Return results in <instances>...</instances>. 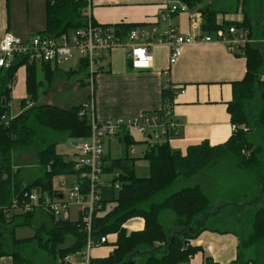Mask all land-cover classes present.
<instances>
[{"label": "trees", "instance_id": "16d2710c", "mask_svg": "<svg viewBox=\"0 0 264 264\" xmlns=\"http://www.w3.org/2000/svg\"><path fill=\"white\" fill-rule=\"evenodd\" d=\"M180 1L201 13L204 35L237 27L246 30L250 40L263 43L259 46L248 43L241 48L247 72L241 81L233 84V99L228 103V113L236 130L222 144L212 145L209 141H202L189 146L185 152L173 150L169 143L150 146L145 156L150 169L147 178L136 176L135 158L123 156L111 159L105 156L103 176L115 172L117 175L113 181L99 188L100 201L92 217L91 238L99 244L102 238L116 235V241L102 246L113 247L109 257L91 259L90 264H189L192 257L202 251L201 247L191 245L190 240L196 239L203 231H229H220L201 223V219L209 221L207 216L212 215L211 199L197 180L181 183V179H200L208 169L228 157L233 168L246 173L247 178L253 180V185L261 189L251 199L249 194L254 196V193L248 186L247 191L236 195L233 201L235 213L243 216L251 214L247 235L235 232L240 251L234 264H264V0H238L242 21L223 22L219 17L223 14L227 16V12L217 9L209 3L210 0ZM87 6L88 0H46L47 27L37 35L60 37L86 27ZM93 23L97 24L94 20ZM102 26L122 37L142 28L128 24ZM23 66L26 67L27 98L21 102V113L5 121L3 117L11 114L16 73ZM46 66L50 64L41 67L44 81L38 77V64L23 58L17 59L12 68L0 70V261L10 257L14 264H36L37 252H44L54 260L60 259L61 264H67L66 259L74 254L82 255L88 243L81 216L76 222H71L45 213L49 222L38 225L34 221L36 211L26 213L16 208L24 209L27 204L25 194L33 189L52 194L56 190L54 179L58 177L78 176L82 185L81 194L88 196L89 181L80 178L75 162L67 161L58 153L57 144L50 143L49 136L50 133H57L73 140H84L91 133L90 118L88 115L81 116L86 111L85 104L71 109L38 105L44 83L48 85L54 75ZM69 74L83 75L85 79L81 80L89 82L87 61L81 59L77 70ZM177 88L169 85L163 89V106L173 110ZM38 138L42 142L37 150L41 175L25 186L14 157L33 147ZM119 142L127 150L129 146L139 144L130 135L120 137ZM175 185L176 190L171 191ZM255 206L260 207L253 210ZM165 213L174 215L171 226L162 220ZM133 218H142L144 228L128 233L124 226ZM25 226L34 229V236L18 239L16 229ZM68 238L73 239L69 246L66 244ZM205 264L217 263L207 257Z\"/></svg>", "mask_w": 264, "mask_h": 264}, {"label": "crops", "instance_id": "0c3cea01", "mask_svg": "<svg viewBox=\"0 0 264 264\" xmlns=\"http://www.w3.org/2000/svg\"><path fill=\"white\" fill-rule=\"evenodd\" d=\"M90 5L92 18L100 25L128 24L149 29L157 27L156 37L166 32L170 25L176 26L184 36H198L202 33L203 18L198 10L190 9L187 13L175 14L170 21L161 20L163 0H90ZM242 19L241 14L239 21ZM46 27V0H0V41L7 33L22 39L31 38L44 32ZM129 50L128 46L113 50L103 63L105 70L95 76L94 113L98 121L135 119L145 113L160 111L163 107V89L171 84L178 86L173 111L179 127L177 135L169 143L173 150L185 152L189 146L202 141L219 145L232 136L234 131L228 103L233 99V84L241 81L247 72L246 58L240 49L229 48L221 43L189 45L185 47L178 62L171 66L169 48L165 44L154 43L151 47L152 67L144 71L132 69L127 57ZM79 61L78 59L75 69L60 76H57L59 65L65 61L45 67L54 72L52 77L50 75L52 79L48 84L51 89L67 88L71 77L77 78L73 91L79 96L78 101L54 106L71 109L89 101L92 91L87 84L89 82L81 80L85 79L83 75L69 74L77 70ZM42 65L38 64L40 80L39 72L42 71L44 75ZM20 69L24 72L21 73ZM20 69L16 73L12 101L17 85L18 89L23 85V92L17 96H20L21 105L22 100L27 98V88L26 67ZM58 77L64 78L58 82ZM43 94L50 99L40 105H53L50 91H42L41 96ZM145 145L148 148V144ZM76 154L75 149V157ZM174 219L171 213L162 216V220L169 226ZM124 227L128 233L142 230L144 220L131 219ZM115 241L116 235L108 236L109 243ZM190 244L201 247L202 251L192 257L189 264H205L207 257H211L217 264H234L240 251V242L234 231H203L196 239L190 240ZM97 249L102 247L91 251L92 259H104L113 252L112 246L105 253ZM75 260L71 259L67 264H81L82 256ZM0 264H14V261L10 257H4Z\"/></svg>", "mask_w": 264, "mask_h": 264}, {"label": "built area", "instance_id": "2783aa9c", "mask_svg": "<svg viewBox=\"0 0 264 264\" xmlns=\"http://www.w3.org/2000/svg\"><path fill=\"white\" fill-rule=\"evenodd\" d=\"M164 12L161 20L170 21L175 14L187 13L190 8L180 0H163ZM87 26L72 31L60 37H47L35 35L22 39L10 33L5 34L0 41V70L12 68L17 59H25L29 63L53 64L68 61L77 55L79 60L88 63L89 86L91 94L85 104L86 111L81 116L88 115L91 124V133L87 139L78 140L75 146V170L80 172V178L89 181L88 196L81 194L82 185L78 181L73 185L68 197L63 192L65 182H60L61 189H56L52 194L33 189L26 192L27 204L24 209L16 207L21 212H34L41 210L52 214L56 219L70 220V208L78 205V217L81 216L88 234V243L82 254L81 264H90L93 248L102 247L108 242V237L102 238L99 244L91 238L92 217L100 201L99 188L103 183L104 158L106 156L105 144L109 139H117L133 132L144 135L149 141L148 148L157 144L170 143L177 135L179 124L174 116V111L169 106H163L158 112L145 113L135 119H116L98 121L95 116L94 79L103 72V63L115 49L128 46V61L132 69L149 70L153 63L151 47L154 43L165 44L169 48L170 65H175L182 57L186 46L194 44L221 43L229 48L240 49L254 41L249 39L248 32L237 27L218 31L213 35L198 36L181 35L176 26L170 25L168 30L159 34L158 28H139L130 32L127 37L115 34L112 30L100 24L94 25L90 0L85 10ZM169 86V85H168ZM166 86V87H168ZM171 86V84H170ZM10 117V116H9ZM3 117L8 121L13 117ZM233 131L236 130L232 126Z\"/></svg>", "mask_w": 264, "mask_h": 264}, {"label": "rangeland", "instance_id": "374dc122", "mask_svg": "<svg viewBox=\"0 0 264 264\" xmlns=\"http://www.w3.org/2000/svg\"><path fill=\"white\" fill-rule=\"evenodd\" d=\"M238 0H210L209 3L213 4L217 7V9L224 10L227 12V16L223 14L222 17H219L220 22H223L227 19L229 20H235L239 21L241 19V9L239 8L237 4ZM207 4V3H206ZM230 9V10H226ZM237 9L239 10L238 14H234ZM243 18V16H242ZM253 45L259 46L263 45L262 42H252ZM78 56L73 55L72 60L62 62L59 65L58 75L67 73L70 69H75L78 63ZM20 72H24L23 69H20ZM39 76L41 80L44 81L45 77L42 73V71L39 72ZM64 77H58V82L60 80L62 81ZM66 79V77H65ZM77 80L76 77H71L70 82L67 86V88L57 90V89H51L47 84L43 87L42 91L47 93L50 91V97L52 99L53 105H69L72 103H75L78 101L79 96L76 94L75 91H73L74 83ZM20 87V83H19ZM23 85L18 89L14 94L13 101L11 102V114L10 117H16L21 112V105H20V93L23 92ZM23 95V94H21ZM44 95V96H43ZM40 98V101L38 102V105L43 104L45 100H49V96L43 94ZM29 107V106H28ZM133 136L135 137V141H137L139 144L135 146H129L128 150L127 147L119 142L117 139H109L106 141L105 144V151L106 156H110L111 159L116 158H122L123 156H129L130 158H135V173L138 178H147L150 175V169H149V162L145 159L146 154L148 153L149 148L145 145L146 138L144 135L138 134V132H133ZM50 143L57 144V151L58 153L62 154L67 161L75 162V146L77 145L78 140H73L69 138L67 135L63 134H57V133H50L49 136ZM87 139V138H86ZM34 146L29 148L23 153L15 154L14 157V163L15 165L19 166V172H20V179L24 182V185H30L33 183V181L41 175L40 167L37 165V153L38 148L41 146V140L38 138L34 142ZM76 165V163H75ZM219 167H211L207 170V173L201 177L200 179H184L182 178V182H191L189 180H197L198 184L203 185L205 188V192L210 197L213 210L212 215H208L207 218L209 221H203L201 219V223L206 225L207 227H212L215 229H218L220 231H234L237 233L245 232V235H247L248 229V223L251 219V214L249 215H239V213H235L234 211V203L236 199V195L240 194L242 195L247 191V187L250 186V192L252 191L253 194H249L251 199L256 197V195L259 194V187L256 185H253V180H249L247 178V174L239 171L236 168H233L231 166V161H229V157L220 161ZM218 168V169H217ZM232 170H235L236 173H232ZM117 172L109 175H104L102 180L103 183L111 182L116 177ZM233 174V175H232ZM65 182L66 187L63 188V192L68 197V194L70 190L73 189V185L78 181V176H67V177H58L54 179L53 185L54 189H61L60 182ZM233 187V188H232ZM176 185L172 187L171 191L176 190ZM232 188V189H230ZM254 189L256 191L254 192ZM251 192V193H252ZM239 195V196H240ZM235 196V197H234ZM240 200V199H239ZM260 206L253 207V210L258 208ZM79 206L76 204H73L70 208V221L76 222L78 219V210ZM218 208L219 211L217 210ZM36 223L42 224L44 222L48 223L49 218L45 217V212L41 210L36 211ZM47 214V213H46ZM218 214V215H215ZM218 218H220L218 220ZM134 219V218H133ZM240 220H244L241 222ZM38 224V225H39ZM15 235L18 239H29L34 236V229L32 227H18L16 229ZM111 236V235H109ZM73 242L72 238H68L66 241V244L69 246ZM106 247V248H105ZM111 246H104L102 249H97L100 252L105 253ZM100 248V247H97ZM96 248H93L94 250ZM80 254H74L67 258L66 261H69L72 259V261H77L78 257H81ZM74 259V260H73ZM35 260L36 264H61L60 259H55L46 255L44 252H37L35 254Z\"/></svg>", "mask_w": 264, "mask_h": 264}]
</instances>
